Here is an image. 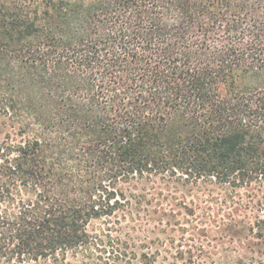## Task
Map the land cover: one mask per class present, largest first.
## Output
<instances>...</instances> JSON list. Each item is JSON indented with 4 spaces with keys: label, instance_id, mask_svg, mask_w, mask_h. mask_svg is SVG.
Returning <instances> with one entry per match:
<instances>
[{
    "label": "trees",
    "instance_id": "trees-1",
    "mask_svg": "<svg viewBox=\"0 0 264 264\" xmlns=\"http://www.w3.org/2000/svg\"><path fill=\"white\" fill-rule=\"evenodd\" d=\"M0 66L52 103L0 141V264H69L133 178L264 184V0H0Z\"/></svg>",
    "mask_w": 264,
    "mask_h": 264
},
{
    "label": "rangeland",
    "instance_id": "rangeland-1",
    "mask_svg": "<svg viewBox=\"0 0 264 264\" xmlns=\"http://www.w3.org/2000/svg\"><path fill=\"white\" fill-rule=\"evenodd\" d=\"M50 97L36 72L0 66V141L48 134L40 118L50 114ZM118 188L128 206L92 221L95 245L67 263L264 264V184L232 189L164 175Z\"/></svg>",
    "mask_w": 264,
    "mask_h": 264
}]
</instances>
